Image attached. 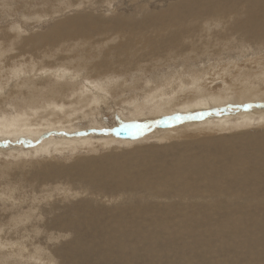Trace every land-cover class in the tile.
<instances>
[{
	"label": "rangeland",
	"instance_id": "1",
	"mask_svg": "<svg viewBox=\"0 0 264 264\" xmlns=\"http://www.w3.org/2000/svg\"><path fill=\"white\" fill-rule=\"evenodd\" d=\"M3 1H5L6 3H4ZM27 1L26 0H0V2H1L0 5L2 6L0 8V29H1L0 30V37H1L0 39H2L0 41V46H1L0 47V56H1L0 57V67L3 65L0 68V72L2 73V75L0 73V83H1V86L4 85L3 87H0V89H2V92H4L2 94H4L5 98H7V99H5V101L10 102V103H6L8 106L5 104V101L0 102V103H4V104H0V110L3 111V112L0 111V114L4 113V115H9V116L14 115V112H15V114H16V112H17V114H20V113L24 112V110L26 111V110L31 109V108L29 109L26 107L27 106V105H25L26 101L24 103H22V101H23L22 99L25 98L24 96H27V95L32 96L33 95V94H30L31 92L30 93L26 92L27 89L30 88L28 85L31 84V86H33L34 88L38 87L39 89L42 88L43 83H44L43 88L48 89L49 87L53 86L55 79H54V77H52L50 75V73H47L49 71L48 68L53 69V67L55 68L58 65L60 67L65 66L67 64V62L65 61V58L66 59L70 58V60L72 59L71 61H73V62H75L77 59H80V60H82L81 62H83L84 59L82 58V54L87 53L88 50L90 52L88 54H86L87 57L84 55L87 59V60H85V62L89 60L90 65H93V64L95 65L94 62L97 60L96 61V63H97L98 62L97 58H99L97 56L101 55L102 53L104 56V50L114 52L111 48L113 47V49L115 50L114 47L117 46V44L120 41L117 39L110 41L111 46L110 45L107 46V49H105L106 47H104V49L98 50V49H94L93 46H90L88 48H85V47L81 48L77 52L75 51L76 50L75 43L77 41L73 42V44L75 45V46L74 45L72 46L73 48H70V46L72 45V42L63 41V42H61V44L62 43H65V44L71 43L70 46L67 45V47H66L68 50L64 51L62 47L57 46V47H59V49L53 48L51 51V49L49 47L51 45H49L45 41L39 45L40 47H35V48L30 46V44H31L30 42H29L30 44H28V43L26 44L25 41L27 40V38L29 36L46 34L50 30V28L55 24V22L68 20L70 18H87L86 20L81 19L80 20L81 23L78 20H76V23H75V25L77 27H81L84 29H87V28L93 29V27L95 26L94 24L96 23L97 19L105 18L106 20H103V22H102V20H100L103 23V25L100 27V29L105 30L106 28H104V27L107 24H104V22H110L115 18L121 17V18H125L126 20H134V18H138L139 20H141V18L148 19V18H150V16L160 14V13H165L172 6H177L178 8H180L181 10L179 9L177 12L179 13V11H181V13L179 15H184L186 13L185 10H187L186 7L188 8V5H190V4L193 5V3H192L193 1L197 2V0H111V3L108 0H90V1L89 0H85V1L84 0H31V1L27 0ZM70 1H71V3H70ZM78 1H79V3H77ZM250 2H251L250 0H231L232 4H229L228 9L220 6L219 8L218 7H214V8L220 9L221 12L219 10H217V12L213 11L212 13H204L203 15L205 16V21L207 22V18H208V20L210 22H212L214 25L218 24V27L214 28V29L211 28V30H208L206 32V34L198 40V42L193 41L195 39L191 38L192 33H189V32L185 33V34H187V36L189 38H191L190 41L192 43V45L188 48V50L192 49V50L197 51L196 47L208 44L212 40L214 41L215 38L218 37V36L215 37V34L221 33L224 30H226V31L228 30V33L230 34V37H229L230 42H232V41H233V43H234V41H235V43H241L242 42L241 45L245 46V47L240 48V49H243L242 51L238 50L236 48H233L235 50L231 49L230 50L231 52L227 51L229 54H227V52H225V51L223 52V50H222V53H221L222 56L216 55L214 58L208 56V54L202 55V59H203L202 61L204 63L200 64V62H195V64H193V65L198 66L196 69L197 71L202 70L199 72V74H195V75H197V77H199L198 79H200V77L202 78L201 73H202V75L205 73L203 75V77L206 76V74H207L206 77H207V80L209 81V84L211 86L210 88H212V86L214 85L212 88L214 90L210 91V93H208V95H207V97H209V99H211L210 97H212V96H213V98L211 100H213L214 98L216 99V96L221 95L218 93H222V97L228 96L229 100H227L228 98L226 99V97H225V99L223 98V101H222L223 104H222V102H221V104L219 102L217 105V101L221 100L220 98L216 99V101L210 102V101H207V99L204 97L206 99V101L203 102L205 106H201V104L199 105L201 108H198L199 106L196 108H194L192 106H186L185 110H183V109H180L178 107L180 102L178 101L179 102L178 103L177 101H174L175 103L177 102V105L173 104L174 102H172V104L169 103V105L161 107L159 114H156V112L151 113V111H153L154 109L148 110V111L144 110L142 116H139L140 118L138 117L139 119L138 118H136V119H130L129 118L128 119L127 117L121 115V113L128 115L129 112L132 111V110H127V108H128L127 105L125 107L123 106L121 108L120 106L124 104L123 102H121L118 105L116 103H113V105L108 104L109 106H107V107L106 106L103 107L100 104L99 107L97 106L98 112H95L96 113V114L94 113L95 115L92 114V117L90 119H86L87 117H81V115L79 113H75L77 115L74 114L75 117H71L72 120H69L70 122L72 121V123H71L72 125L68 124L67 127L65 126L67 124L64 123V121L66 122V120H67L66 115H65L66 117L61 115V117L58 116L59 118L58 117H51L49 119L45 118L46 120L42 121L43 124L42 123L39 124L40 127L42 128V125H46V124H48L50 127L45 129L44 130L45 132L43 131L44 133L41 132L43 134H41L42 136L38 140H28L27 141L24 137L17 138L15 140L11 139L12 142H10V143L11 144L14 143L15 144V146H14V144L11 145L9 143V141H4V140L1 141V139H0V165L2 168V172L0 173V188H2L4 186L3 189L5 190L4 191V190L0 189V191H1L0 192V209H2L4 211L5 210L4 208H6V213L5 212L3 213V211L0 210V226H4V228L0 227V264H3V263L4 264H21V263H24V264H43V261H46L45 263H47V262L49 263L51 261L49 264H52L54 258H56V261H57L56 262L54 260L55 264L56 263L57 264H74L71 261L74 260V258H73L74 254H76L78 251L80 253L82 251L83 253H86V254H88V251H89L88 257L91 260L90 261V264H91V262L94 260V257L96 256V254L103 253L105 250H108V253L105 254V252H104V254H102V255H97L103 261L102 263L107 262V261L115 262L119 259L120 255L128 256V258H130V256H131L130 259L133 260L135 258H133L132 256H134V254L136 252V254H138L140 257L135 254L136 256H138V258H136L138 260L135 259V264H153L154 260H155L154 264H166V262H168V261H169L168 264H175L176 262L178 264L179 263L180 264L181 263H183V264H203L201 261V258H199V256H198V253L196 251H194V250H196V249H194V247H196L197 245H205L207 243L211 247H213L214 250H216V252L211 253L212 255H211L210 259L208 260L207 264H218V263H220V264H222V263L223 264H232V263L243 264L244 263L243 260L248 259L250 257L249 253L245 254L246 255L245 256L244 251L243 252H237V253L236 252H232V253L229 252L231 250L229 247H231L232 249L235 248L234 247L235 240L231 239L228 242V240L223 239L220 241L218 239H221L222 237L221 238H214V236H211L210 234L212 232L216 231L213 228V226H215V225L210 223L209 220H211V218L208 219L207 217H205V214L208 213L210 210H211L210 213H212L214 210H216V208H217V210H219L221 208V210H223L225 212L234 213V211H235V214L241 213L244 215L246 212H249V213L250 212L251 213L256 212L258 214L264 215V213H263L264 208L262 209V207H264V204H259L260 202L256 203L255 201H251L252 198H250L251 193L253 191L258 192V193L264 192V185H263L264 183L258 182L260 180L264 181V169L262 168V166L259 168L257 166V168H256L249 161H246L244 164H240L237 161L235 164L237 166V169L235 167L234 168L235 170L233 172L230 171L229 174L227 173L228 170H226V168H225V167H227L226 165H225V167H223L225 170L222 169V166H219V167L214 166V169H215L214 172L219 173L218 174L219 177H217L216 174L214 173L213 175L207 176V178L210 179L209 181L206 180V181L202 182L201 179L194 178L193 176H187L186 179L185 178L184 179L183 178L182 179L177 178V180L173 179V177L175 176V174H173V170L176 169V167H178V166H184L186 163H190L191 158L186 157L185 161H174L173 162L171 160V159L177 160L180 156L181 150L184 151V150H187L189 148V146L185 147L184 145L179 144L178 140H180V139H178V140L174 139L175 138L174 134L178 131H182L183 129H188V130L192 129L193 130L196 128H201V122L202 121H206V119L208 120V118H210V117H212V118L214 117L216 119L219 117V119H220V117H223L226 112L229 113V112L234 111L235 113H237V112L240 113V111H246L247 110L246 112H248L253 119L258 118V117L262 118L264 116L263 115V113H264V100H258L257 97L253 98L252 97L253 95L249 96V93L244 90L240 94V98L242 100L237 101L236 99L239 96L231 94L230 92L225 90L223 87V84L226 81H228L227 83L229 85H231L235 81H239V82H243L244 85L248 82L247 86L251 85L253 87H256L259 85L258 82L261 79L260 76L264 72V70H261V69H258V70L254 69L253 70V69L249 68L248 63H247V62H249V60H251L253 62V58H255V57L257 58V57H259V55H261L260 56L261 61L264 60L263 59L264 49H262L263 45L262 46L260 45L258 47L259 49H257V47L255 46V44H259L257 39H256L257 36L251 37V39H252L251 42L254 43V45L251 42H249L248 40L245 41V39L247 38L244 35L245 30L240 29L243 27H239L242 24V22L250 20L249 19L250 17L248 15L249 14L252 15V14L249 11H251V9L254 6L256 8L258 7L257 9L253 8L254 10L260 9L258 4H254L253 2H251V3ZM11 3L13 4L12 6H11ZM249 4H251L252 7ZM196 5L197 4H194V6H196ZM253 9L251 12L254 11ZM261 9H262V7H261ZM40 13H42V15ZM215 13H217V14H215ZM258 13L259 12H256V11L253 12L254 18L259 16ZM253 16H252V18H253ZM200 19H204V18L196 17V15H193L192 18H189L187 20V23H189L188 29H184L186 27V25H184V23H182L183 25L178 23V25H179L178 27L175 24H172L171 26H174L176 29L170 28L168 30L167 29L166 30H164V29L160 30V28H162V27H157V26H153V25L151 28L156 27L158 29V31H160V34L161 33H163L165 35H168L170 33H172L173 35L176 34V37L174 39L176 42H178L183 29L191 31V29H190L191 25L193 27L199 28L198 23H200ZM176 20L178 21V19H176ZM179 21H181V20L179 19ZM9 25L10 26L12 25L14 27L10 28ZM75 25H73V26H75ZM203 25L205 28L207 27L206 24H203ZM214 25H213V27H214ZM148 27L149 26H146V31H149V38H151V36H154L158 33V32H152L151 29L150 30L148 29ZM178 28H183V29L179 30ZM19 30H21V31H19ZM20 32H21V34H19ZM191 32H193V34L198 33V31H195V30H192ZM91 33H92L94 38H97L95 36L96 35L95 30L92 31ZM3 35L4 36L6 35L5 37L7 38V40H6V38H4L5 40L2 38ZM199 36H201L200 32H199ZM110 37H114V36H110ZM185 39H183V40H185ZM73 40H76V39H73ZM183 40H182V42H183ZM20 41L22 43H20ZM218 41L219 40H217V41L215 40L214 42H218ZM13 42H15L14 44H16V45H14ZM58 42H60V41H58ZM179 42L182 43L181 41H179ZM246 42H249L247 44L254 46V49L252 48V46H250V47L247 46ZM11 44H13V46ZM3 45H5V46H3ZM5 47H6V49H4ZM36 48H38V50ZM47 48H49V49L47 50ZM61 48H62V50H61ZM232 50H233V52H232ZM8 51L10 53H8ZM96 51H98V52H96ZM55 52H57L58 54ZM260 52H261V54H259ZM18 53H19V55H18ZM29 54H31V55H29ZM96 54H97V56H96ZM230 54H231V56H229ZM74 55H75V58H73ZM21 56H22V58H21ZM223 56H225V57H223ZM9 58L13 59L12 60L13 63H11V61H9V63L6 61V59L8 60ZM191 58L194 59L192 56H191ZM21 59L23 61H20ZM61 59H62V61H61ZM93 59H96V60H93ZM35 60H37L36 66H37V68H39V70H37V71H40L41 70L40 68L44 67L45 66L44 64H46V62H47L46 66L44 67L43 73L41 75L36 74V72H37L36 67H35L36 69L35 68L31 69L30 68L31 66L28 67L30 65L29 64L30 61L33 63V64L31 63L32 67H34L33 65L35 64ZM233 60H234V62H233ZM40 61H42V63ZM58 61L61 64L64 63V65H61ZM193 61L194 60H192L190 62H193ZM219 61H222V62L220 63ZM22 62L23 63L28 62L27 64H29V65H27V67H26L27 69L25 68V64L23 65ZM209 62H211V63L209 64ZM218 62L221 65L217 64ZM263 63H264V61H263ZM37 64H40V67H38ZM211 64H212V66H211ZM224 64H225V66H224ZM6 65L7 66L9 65V66L6 67ZM18 65H20V66H18ZM186 65H189L188 70L189 71L192 70L193 71L192 73H194L193 65H190L184 59L183 60L180 59L178 62L173 64V66L175 67L174 71H177V70L183 71V69L187 70V68L185 67ZM216 65H218V67H220V66L225 67L227 70V71L226 70L225 71L228 72V74H229V72L234 73L236 68L240 69L239 71H241V72L233 74L234 78L231 80L228 77V75L226 77L222 78L221 77L222 74H221V72H219V70L216 69V67H217ZM4 66H5V70H4ZM205 66L208 68V69L206 68L207 71L205 70ZM10 67H11V69L9 70ZM21 67H23L25 71L22 70L23 68L21 69ZM202 67H204V68H202ZM213 67H215V68H213ZM81 68L84 69V67H81ZM244 68L245 69L249 68V69L245 71V70H243ZM161 69H163V68H161ZM7 70H9L7 72L8 76L6 73ZM33 70H35V71H33ZM165 70L166 69H163V71H165ZM32 71L34 72V74L32 73ZM243 71H245V72H243ZM9 73H11V74H9ZM20 73H21V75H20ZM231 73H230V75H231ZM242 73H244L245 76ZM30 74L32 77H30ZM144 74H147V73H144ZM12 75L14 76V78ZM33 76H35V77H33ZM218 77L219 78L221 77V78L219 80L215 81L216 79H218ZM9 78H12L13 80H19V79L20 80L14 82L13 80L10 81ZM23 78H26V79H23ZM84 78H86V81L88 82V81H94L97 79L99 80V78L102 79V76H100L99 78L98 77L95 78V76H93L91 74L88 77H84ZM146 78L149 79L148 77H146ZM30 79H32L33 81H28ZM2 80L4 83L2 82ZM192 80L193 79H189V81H187V83L184 82L183 85L186 84L185 86L188 87V83L192 82ZM221 80L223 81V83ZM256 80H258V81H256ZM212 81H213V85H212ZM9 82H10V85H9ZM19 82H20L21 87L17 85ZM216 82H218V83H216ZM23 83H25V84L27 83V84L24 85ZM12 85H14V87ZM139 85H140V83L137 85L136 90L139 89V87L142 88V85H140V86ZM5 86L9 87L8 88L9 92L7 91ZM11 86L14 90L17 88L18 89L22 88V91L19 89V91H20L19 92L17 89V92H16V90L13 92L15 94L14 95L13 93H10V91L12 90ZM26 87H27V89H26ZM263 89H264V86L261 90L263 91ZM169 91H170L169 89L166 91L164 90L166 95H168L170 93ZM184 91H186V94L188 93L187 90H184ZM225 91H226V93H225ZM7 92L10 93V95H8ZM23 92L25 93V95H23ZM128 92L129 91H125V95H123V96L127 97L129 99ZM256 92L257 91H253L252 94H255ZM34 93H37V92L35 91ZM63 93H65L64 94L65 96L68 95L67 98H70V99L72 98V96H69V95H71L69 92H63ZM11 94H13V95H11ZM16 94H17V96H16ZM242 94H245V95L242 96ZM255 95H257V93ZM169 96L171 98V95H168V98H169ZM248 96H249V98H248ZM11 97L12 98L17 97V99L15 100V99H12ZM114 97L118 98V95H113V98ZM172 97H174V95ZM202 99L203 98L200 99V103H202ZM205 99H203V100H205ZM50 100L55 102L54 100H57V99L50 98ZM230 100H233L232 101L233 103H231ZM59 101H62V98H59ZM249 101H251V102L255 101V102L251 103ZM18 102H20V103H18ZM12 103H13V107L11 106ZM16 103L19 106H21L24 110L22 108L20 109V107ZM40 103L38 102L37 104H34V107L35 106L38 107V105ZM64 103L68 104L69 101H64ZM181 103H183V101H181ZM243 103H244V105H243ZM21 104L24 106H22ZM239 104L241 106H244L245 110H244V108H242L240 110L236 109V108H239V106H240ZM15 105H16V107H15ZM4 106H6L8 110ZM10 106H11V108H9ZM215 107H216V109H214ZM18 109H20V111ZM162 111H163V113L166 111L164 115L163 114L160 115L162 113ZM212 112H213V114H212ZM1 116H2V114L0 115V118H1ZM93 116H94V118H93ZM56 119H59V121L62 122V123L60 122V124H62V125L65 124L64 125L65 128H64V126H63V128H61V125L59 123L58 124L54 123L53 121ZM74 119H76V120H74ZM39 120H41V118H39ZM47 120L49 122H52V123H48ZM50 124H52V125H50ZM58 125H59V127H58ZM30 126L32 128H34L33 130L38 128V126H32V125H30ZM52 126H54V127H52ZM241 127L240 126L237 128L234 127L233 129H230V130H233L232 131L233 134L236 135L238 138L246 137L245 135H243L244 133H249V132H252L254 130H259V127L256 125V123H254L253 125L251 124L249 126H244V128H243V126H241ZM250 127L253 130L249 129ZM54 128H60V129L55 130ZM239 128H241V130H239V134H238L237 130ZM220 131H225V130H220ZM65 133H66V136H65ZM224 133H226V132H224ZM70 135H72V136H70ZM91 135H92V138L100 137V138H105V139L106 138L122 139V137H125V138L133 137L132 140H134L136 142V144H133L131 147H129V145H126L123 143L120 148H117L118 146L115 145L117 148V150L116 149L115 150L118 152H116L114 150V152H115L114 153L113 151H111L114 148V145L113 146L103 145L104 146L103 147V146H101V143L98 144L96 140H92V139H90V140L93 142L94 145L88 144L87 141H89V137H91ZM159 135H160V137H159ZM170 135H173L172 136L173 139L170 138V139H166V141H164V140L161 142L158 141L162 136L164 137V136H170ZM225 135H227L226 137H231L228 134H225ZM49 138L56 139L57 141L55 143H59L60 140L65 141L66 138H67L66 141L72 140V138L74 140H75V138L76 139H82L83 138L85 143H83V144L77 143L76 144L77 148L75 147V149H72L70 146L64 145V147L62 149L67 151V153L64 152L63 150H59V152L58 151L51 152L52 153L51 156L50 155L44 156L43 154H41L42 157L33 158L32 152L28 153L25 156V159L23 157L21 158V156H20L19 157L20 159L15 160L14 158L11 159L9 156V154L11 153L9 150L10 147H17V146L23 147V143H24V144H27V148L23 147L24 151H27V150L34 151L33 149L38 146V144L41 142L40 141L41 139L43 140V139H49ZM19 141L21 143H19ZM243 141H245V142L247 141V142L243 143ZM249 141H250V139L249 140H241L240 139V140L236 141V145L238 147L241 144H249ZM171 142H173V143H171ZM2 144H3V147H2ZM4 145H6V146H4ZM55 145H56V147H58V144H55ZM125 145H126V147H125ZM156 145H158V146H156ZM212 145H214V144H212ZM79 146H80V148H79ZM92 146L96 147L97 151H95L96 149L95 148L93 149ZM160 147L162 149H160ZM101 148H103V151ZM156 148H159L160 151H158L159 149H156ZM192 148H195V147L190 146V149H192ZM249 148H250V146L247 147L246 150L249 151ZM5 149L8 151H6ZM104 149H106V150L104 151ZM2 150H5V151H2ZM73 151L75 152V154ZM6 152H7V154H6ZM156 152L160 155H158ZM163 152H165V153H163ZM54 153H56L58 156ZM70 153H71V155H70ZM3 154H6V155H3ZM196 155L200 160L206 159L204 156H201L200 152H198V151H197ZM53 156L55 158L52 162L51 157H53ZM94 156L96 157V159L95 160L92 159L90 163H93L94 161L97 162V157H100V158H102V162L106 163V166H108V167H110V165H112L114 163V164L119 165V166H121V164H122L123 166H125L126 168L128 167V168L126 170H123V172H125V174L122 177H116L113 174H108L109 171H107V172L99 171V172H97V175L87 176L86 173L84 174V169H83L84 167L83 166H87L88 162L86 160L91 159V157L95 158ZM28 157H32V158H29V161L32 160V161H30V163L28 162ZM46 157H48L47 161H49L51 164L56 163V164H53L54 169H57L59 171L61 170V173L57 178H55L54 176H48V175H44V177H40V178L35 177L34 172L41 166V164L44 162ZM81 157H86V160H84V161L80 160L79 162H77V158H81ZM42 158L43 159L45 158V159L42 160ZM35 159L37 161H39L40 163L36 162ZM49 159H51V160H49ZM222 159H223V157L220 158V160H222ZM125 160L127 162H124ZM11 161H12V163H11ZM18 161H19V163H18ZM24 161L26 162V163H24V166H25L24 167L25 169L23 168L24 170L23 169L19 170L18 167H14V165L15 166L20 165V162H24ZM146 161H147V164H146ZM31 163H32V165H31ZM37 163H39V165ZM124 163H126V164H124ZM134 163H137V164H134ZM221 163H226V162H221ZM145 164H146V166H143ZM150 164L154 165L153 171L151 173L149 172V169H148L149 167H151ZM27 165L30 168V170H29V168H27ZM127 165H129V166H127ZM130 165H135V166H130ZM4 166H6V167L4 168ZM12 166L14 168H18L17 169L18 171L16 169H14ZM241 166L247 167L248 168L247 172L242 170ZM62 167H64V168H62ZM129 167H131V168H129ZM229 167L233 168V166L231 164H229V166L227 168H229ZM183 169H185V168L183 167ZM27 170H29V172ZM185 170H187V169H185ZM4 171L9 172V175H7L6 172H4ZM143 172H145V174H148L147 175L148 180L145 182L146 185L141 184L140 186L132 188V186L130 185L129 182H133L135 180H138L139 182L141 181L142 183H144V173ZM155 173H156V177H153V176H155ZM231 173H233L234 175ZM4 174H6L7 176H5ZM61 174H62V176H61ZM222 174L224 175L225 178L222 176ZM23 175H25L26 177H24ZM241 175L244 178H242ZM15 176H17V177H15ZM235 176H237L236 179H234ZM6 177H8V178H6ZM20 177L22 179V183H21ZM4 178L7 180H5ZM14 178H17V179H14ZM153 178L154 179L156 178V180L154 181ZM124 179H126V180H124ZM195 179H196V181H195ZM112 180H114V181L112 182ZM121 180H124L126 182V184L121 185L120 184ZM150 180L152 181V184L156 185V192H155L154 187L150 185V183H151ZM182 180H184V181H182ZM193 180L195 183H197V181H198V184H196L197 186L195 185L193 187V185L195 184L193 182ZM229 180H232V181H229ZM240 180H241V182H244V183L238 184V183H240ZM245 180H246V184H245ZM253 180H255V181H253ZM172 181H178L180 184L184 185V188L183 187H177L176 186L177 184L173 183ZM5 182H7L8 184H6ZM17 182H18V184H17ZM156 182L162 183L163 186L157 185ZM211 182H213V184ZM199 183H200V185H199ZM60 184H61V186H60ZM103 184H105V185L103 186ZM101 185L103 186V188L101 187ZM257 185H259V186L257 187ZM222 186H223V188H222ZM104 187H106V188H104ZM168 187H170V188H168ZM248 187L250 189H248ZM160 188L162 189V191H160ZM238 188L240 189V191ZM97 189H99L100 193L101 192L102 193L100 194ZM148 189H149V191H148ZM189 189H191V191ZM206 189H210V190H206ZM212 189H214V190H212ZM226 189H228V190L224 191ZM251 189H253V190H251ZM145 190H147L149 192V194ZM243 190H244V192H243ZM228 191H229V193H228ZM230 191H232V192L230 193ZM248 191H251V193ZM201 192H203L202 197L199 196V194L200 195L202 194ZM223 192H225V193H223ZM137 193L139 194V196ZM222 193H223V195H222ZM65 194H67V195H65ZM150 195H152V196H150ZM135 196L137 197V201H136V199H134ZM196 196H198V197H196ZM236 196L239 198H237ZM199 197H200V199H199ZM248 198H250V201H248ZM196 199H197V201H196ZM201 199L204 201H202ZM30 200L33 201L32 202L33 204L31 203ZM139 200L141 202H144V203L143 204L138 203ZM34 201H35V203H34ZM238 201L241 204H239ZM9 202H12V203L9 204ZM228 202H230V204ZM131 203H133V204H131ZM11 204L13 206H11ZM18 204H20V205H18ZM30 204H32V205H30ZM38 204H39V207H38ZM138 204H141V206H139ZM9 205L12 208L16 205H18L19 207L18 206L14 207V209L15 208H17V209H16V211L14 210L15 213H13L12 212L13 210L11 211L12 208ZM134 205H136V206H134ZM234 205H235V207H234ZM2 206H3V208H2ZM29 206H30V208H29ZM34 206L35 207L37 206V207L35 208ZM229 206H230V209H229ZM188 207H190V208H188ZM9 208H11V209H9ZM27 208H29L31 211ZM32 208H33V210H32ZM203 208H204V210H203ZM21 209L26 213H23V211ZM91 209H92V211H91ZM184 209H185V211H184ZM250 209H252V210H250ZM82 210H84V211H82ZM172 210H173V216H172V212H170ZM186 210H188V211H186ZM20 211H21V213H20ZM90 211H91V213H90ZM27 212H29V213H27ZM39 212L41 215L40 217H39V215H37V214H39ZM184 212L185 213L189 212V213L186 215ZM143 214L145 216H143ZM147 214L152 215V216L147 217ZM181 214L183 216L182 218H181ZM241 214H240V216H241ZM31 215H33L34 217ZM27 216H28V218H26ZM31 217H32V219H30ZM37 217H38V219H37ZM119 217H120V219H119ZM24 218L26 220H24ZM178 218H181V219H178ZM241 218L243 219V221L250 222L255 217L251 218V217L247 216V218L246 217H241ZM245 218L247 220H245ZM256 218H258V217H256ZM11 219H13V220H11ZM126 219L140 221L139 225L132 227L130 234H131V232L135 231L136 235L139 237V233L142 232L141 237H143V238L140 237V241L142 240V242H141L142 245L139 242L137 243V241H139V240H136L135 238L133 240L132 238H130V236H129L130 234L128 235V233H127L128 229H126V228H121V230H119V233H120V231L121 232L124 231L123 233L125 234V232H126L127 233L126 235L123 234L122 236L120 235V236H116V238H114L113 235L109 234L111 236V238L108 236L110 239L106 236L108 233H107L105 228H109L108 226H113L114 224L117 223V221L119 222V221H123V220H124V223H123V225H124ZM233 219H235V217ZM18 220H20L21 222L24 221L23 224L20 223V221H18ZM115 220H117V221H115ZM14 221H17V222H14ZM73 221H79L80 224L79 225H73ZM85 222L87 224H85ZM88 222H89V226H88ZM218 222L220 224L222 223L221 218L218 220ZM240 222H242V221L239 218H237L236 220H233L231 224L235 226V224L239 225ZM259 222H261V221H259ZM8 224H9V226H8ZM37 224H38V227H37ZM62 225H65V226H62ZM5 227L7 229L6 231H5ZM85 227H86V229H85ZM34 228H36V230H37L36 233H35ZM3 229L5 232L3 231ZM189 231H192L193 233L189 234V236H188L187 233ZM48 232H49V235L52 236V238H50V236L48 235ZM50 232L52 235L50 234ZM60 232L62 235L59 234ZM111 232H112V230L110 231V233ZM145 232H148L149 235ZM156 232H157V234H156ZM25 233H27V234H25ZM175 233H176V235H174ZM31 234H33V235H31ZM113 234H117V232L113 233ZM202 235H204V236H202ZM145 236H148V237H145ZM150 236H152V237H150ZM56 237H58V238H56ZM102 237H103V239H108L107 240L108 241V243H107L108 248H106L105 250H101V248H99L97 250L93 249L94 247H102V243H101ZM241 239H242V237L236 239L237 240L236 245H237V242L241 241ZM112 240L114 242L110 243L109 241H112ZM160 241H161V243H160ZM33 242H34V244H33ZM56 243H58V244H56ZM224 243H225V245H224ZM28 244H30V245H28ZM190 244H196V246H190ZM229 244H231V246ZM86 245H88V246H86ZM134 245L136 246V248H134L135 247ZM116 246L119 248L117 249ZM157 246H158V248H157ZM159 246H160V248H159ZM130 247L132 248V250H130L131 249ZM147 247H149L148 249L153 248L155 250V252L150 251V252H154V254H156L155 258L153 260H150V258L148 256L146 257V254L149 252L146 249ZM162 248H165V250ZM179 248H182V249H179ZM45 249L48 251H46ZM227 249H230V250H227ZM222 250L227 251V252H222ZM38 251H39V253H40V251L43 253L39 254ZM44 251H46V253ZM120 251L125 252V253H122ZM142 251H146V252H144L142 254L141 253ZM189 251H192V252H189ZM110 252H113V253H110ZM177 252H179V253H177ZM50 253L53 254V258L51 257L52 255ZM229 253H231V254H229ZM45 254H50V255L46 256ZM117 254H119V256ZM218 254L220 255V257L218 256ZM242 254H243V257H242ZM44 255L46 257H44ZM169 255H171V256H169ZM177 255H179V257ZM165 257H168V258L165 259ZM239 257H240V259H238ZM170 259H171V261H170ZM110 264H113V263H110Z\"/></svg>",
	"mask_w": 264,
	"mask_h": 264
},
{
	"label": "bare ground",
	"instance_id": "2",
	"mask_svg": "<svg viewBox=\"0 0 264 264\" xmlns=\"http://www.w3.org/2000/svg\"><path fill=\"white\" fill-rule=\"evenodd\" d=\"M27 1V0H26ZM31 1V0H30ZM85 1V0H84ZM90 1V0H89ZM110 3H111V0H108ZM251 2H253L254 4H258L260 9L262 7V9H258V10H254L256 7L254 6L252 9L256 12H259L258 13V17L254 18L253 16V12L252 9L251 11H249L252 15H248L250 18V20L248 21H245V22H242V24L239 26V27H243V28H240V29H244L245 30V33L244 35L247 37L245 39L248 40L249 42L252 41L251 37H256L257 36V41L259 44H255V46L257 47V49H259L258 47L261 45H263V48L264 49V0H250ZM2 2V1H1ZM0 2V3H1ZM4 3H6L5 1H3ZM14 2V1H13ZM28 2V1H27ZM50 2V1H49ZM63 2V1H62ZM68 2V1H67ZM233 2V1H232ZM250 2V3H251ZM45 3V2H44ZM71 3V1H70ZM69 3V4H70ZM79 3V1L77 2ZM193 5H188V8L186 7L187 10H185V14L184 15H179L181 13V11H179V13L177 12L180 8H178L177 6H172L170 9H168L165 13H160V14H156V15H153V16H150V18L148 19H145V18H141V20H139L138 18H134V20H126L125 18H121V17H118V18H115L113 19L112 21L110 22H104V24H107L105 25L104 28H106L105 30L103 29H100V27L103 25V20H106L105 18H102V19H97L96 20V23L94 24L95 26L93 27V29H84V28H81V27H77L75 25L76 23V20H78L80 23H81V19H84L86 20L87 18H70L68 20H64V21H58V22H55V24L50 28V30L46 33V34H39V35H36V36H29L27 38V40L25 41V43L27 44H30V46H32L33 48L35 47H40L39 45L42 43V42H46L48 43L52 51L53 48H58L57 46H60L63 48L64 51L68 50L66 47L67 45L70 46L71 43L69 44H65V43H62L63 41H70L72 42V45L70 46V48H73L72 46L74 45L73 42L74 41H77L75 43V48H76V52L81 49V48H88L90 46H93L94 49H104V47H106L105 49H107V46L110 45V41H113L114 39H117V40H120L119 43L117 44V46H115V50L113 49V47L111 48L114 52L112 51H106L104 50V56H103V53L99 56H96L99 57L97 58L98 59V62L96 63V59H93V60H96L94 63L95 65H90L89 63V60L85 62L86 59V54H88L90 51L88 50L87 53L85 54H82V58L84 59L83 62H81L82 60L80 59H77L75 62L71 61L70 58L69 59H66L65 58V61L67 62V64L63 67H60L59 65L56 66L55 68L53 67V69H49L48 68V72L47 73H50V75L52 77H54L55 81L53 83V86L49 87L48 89L47 88H43V85H42V88L39 89L38 87H33L30 85H28L30 88L27 89L26 92H31L30 94H33L32 96L31 95H27V96H24L25 98H23L22 100V103H24L26 101V104L27 105L26 107L27 108H31L30 110H24L21 106H19L17 103V105L20 107V109L22 108L24 110V112L20 113V109H18L19 113L20 114H15L14 112V115H4V113H1L2 116L0 118V139L1 141L4 140V141H9L12 142L11 139L15 140L17 138H21V137H24L27 141L28 140H38L39 138H41V134H43L45 131V129H47L48 127H50L48 124L46 125H42V128L40 127V123H42V121H45L46 119L45 118H51V117H61L62 116H67V120L66 122L64 121V123H66L67 125H65L66 127L68 126V124H71L72 121L70 122L69 120H72L71 117H75V113H79L81 115V117H87L86 119H90L92 117V114L95 115L96 113L95 112H98L97 110V106L99 107V105L101 104L103 107H107L109 105H113V103H116L117 105L120 104L121 102H123L120 107L122 108L123 106L125 107L126 105L128 106L127 110H132L129 112V114H123L121 113L122 116H125L127 117L128 119H136L138 118L139 116H142L144 110L148 111V110H153L151 111V113L153 112H156V114H159L160 113V110H161V107L163 106H167L170 104H172V102L174 101H179V108L180 109H183L185 110L186 106H192L194 108L198 107L200 104L201 106H205L203 102L206 101H216V99L220 98L221 100L217 101V105L218 103L223 101V98L226 99L228 98V96H224L222 97V93H218V94H221V95H218L216 96V99L214 98L213 100H211L213 98L210 97L211 99H209V97H207L208 93H210V91H213L214 89L213 88V81H212V88H210V84H209V81L207 80V74L206 76L203 77L202 73H201V76L202 78L200 77V79H198L199 77H197V75L195 74H199L200 71L202 70H199L197 71V65H193L195 64V62H200V64L204 63L202 60V55H205V54H208V56L210 57H215L216 55H221L222 53V50L223 52H231L230 50L233 49V48H236L238 50H243V49H240L241 47H245L241 43H233L230 42V34L228 33V30H224L223 32L221 33H218V34H215V40H219L218 42H214L212 39V41H210L208 44H205V45H202V46H199V47H196L197 51L196 50H188V48L192 45L191 43V38L192 39H195L193 41H196L198 42V40L204 36L206 34V32L208 30H211L214 29V28H217L218 27V24L214 25L212 22H210L207 18V22L205 21V16L203 15L204 13H212L213 11H216L219 10L221 12L220 9H217V8H214V7H224L226 9H228L229 7V4H232L231 3V0H197V2H192ZM3 4V3H2ZM49 4V3H48ZM184 4V3H183ZM194 4H197L196 6H194ZM253 4V5H254ZM13 4L11 3V6ZM25 5V4H24ZM65 5V4H64ZM67 5V4H66ZM101 5V4H100ZM251 7L252 5L249 4ZM61 6V5H60ZM2 6L0 5V8ZM67 7V6H66ZM178 9H177V8ZM30 8V7H29ZM61 8V7H60ZM63 8V7H62ZM258 8V7H257ZM256 8V9H257ZM54 9V8H53ZM52 10V9H51ZM181 10V9H180ZM177 12V13H176ZM184 12V11H183ZM42 15V13H40ZM46 14V13H45ZM144 14V13H143ZM217 14V13H215ZM193 15H196V17H200V18H204V19H200V23H198L199 25V28H196V27H193L191 25V31L192 30H195V31H198V33H194L191 32L190 30H184V29H188L189 27V23H187V20L189 18H192ZM256 15V14H255ZM253 16V18H252ZM76 17V16H75ZM131 17V16H130ZM132 18V17H131ZM178 19V21L176 20ZM179 19L181 21H179ZM102 20V22L100 21ZM211 20V19H210ZM220 21V20H219ZM218 21V22H219ZM197 22V21H196ZM178 23L182 24L184 23V25H186V27L183 29V28H178L179 30H182L181 32V36L179 38V41L182 42L183 39H186L183 40L182 43H180L179 41L176 42L175 41V37H176V34H168V35H165L163 33L160 34V31H158V29L156 27H152L153 26H157V27H162L160 28L161 29H164V30H168V29H176L174 26H171L172 24H175L177 27L179 26ZM109 24V25H108ZM203 24H206L207 27L205 28ZM14 25V24H13ZM75 25V26H73ZM183 25V24H182ZM214 25V27H213ZM10 26V25H9ZM15 26V25H14ZM14 26H10V28L14 27ZM146 26H149L148 29L152 32H158L156 35L154 36H151V38H149V31H146ZM249 26V27H248ZM16 27V26H15ZM21 27V26H20ZM66 27V28H65ZM36 28V27H35ZM16 29V28H15ZM1 30V29H0ZM4 30V29H3ZM17 30V29H16ZM22 30V29H21ZM19 30V31H21ZM24 30V29H23ZM96 31V37L97 38H94L93 35H92V31ZM230 31V30H229ZM175 32V31H174ZM186 32H189V33H192L191 35V38H189L187 36V34H185ZM199 32L201 33V36H199ZM14 33V32H13ZM165 33V32H164ZM18 34V33H17ZM21 34V32L19 33ZM220 34V35H219ZM2 35V34H1ZM6 36V35H5ZM4 35H3V39L6 38ZM110 36H114V37H110ZM244 36V37H245ZM13 37V36H12ZM18 37V36H17ZM1 38V37H0ZM10 38V37H9ZM73 39H76V40H73ZM229 39V40H228ZM2 39H0L1 41ZM5 40V39H4ZM7 40V38H6ZM13 41V40H12ZM19 41V40H18ZM60 41V42H58ZM116 41V40H115ZM5 42V41H4ZM30 42V43H29ZM249 42H246L249 43ZM3 43V42H2ZM10 43V42H9ZM15 42H13L14 44ZM19 43V42H18ZM20 43H22L20 41ZM252 43V42H251ZM13 44H11L13 46ZM24 44V43H23ZM254 45V43H252ZM16 45V44H14ZM25 45V44H24ZM23 45V46H24ZM47 45V44H46ZM5 46V45H3ZM111 46V45H110ZM247 46H252L250 44H247ZM1 47V46H0ZM9 47V46H8ZM26 47V46H25ZM248 47V48H249ZM10 48V47H9ZM13 48V47H12ZM15 48V47H14ZM61 48V50H62ZM252 48L254 49V46H252ZM3 49V48H2ZM6 49V47L4 48ZM38 50V48H36ZM49 48H47L48 50ZM57 49V50H58ZM252 49V50H253ZM18 50V49H17ZM31 50V49H30ZM35 50V49H34ZM33 50V51H34ZM36 50V51H37ZM41 50V49H40ZM235 50V49H233ZM232 50V52H233ZM237 50V51H238ZM250 50V49H249ZM72 51V50H71ZM70 51V52H71ZM259 51V50H258ZM98 52V51H96ZM117 52V53H116ZM239 52V51H238ZM8 53H10L8 51ZM49 53V52H48ZM57 53V52H55ZM111 53V54H110ZM22 54V53H21ZM20 54V55H21ZM35 54V53H34ZM33 54V55H34ZM58 54V53H57ZM66 54V53H65ZM68 54V53H67ZM77 54V53H76ZM80 54V53H79ZM78 54V55H79ZM224 54V53H223ZM227 54H229L227 52ZM258 54V53H257ZM261 54V52L259 53ZM19 55V53H18ZM31 55V54H29ZM50 55V54H49ZM48 55V56H49ZM53 55V54H52ZM55 55V54H54ZM62 55V54H61ZM86 57H85V56ZM225 55V54H224ZM236 55V54H235ZM245 55V54H244ZM251 55V54H250ZM249 55V56H250ZM66 56V55H65ZM191 56L194 58L192 59ZM222 56V55H221ZM231 56V54L229 55ZM237 56V55H236ZM248 56V57H249ZM252 56V55H251ZM250 56V57H251ZM261 55H259V57H255L253 58V62L251 60H249L248 63V66L249 68L251 69H261V70H264V63L262 60L261 61ZM1 57V56H0ZM3 57V56H2ZM35 57V56H34ZM81 57V56H80ZM225 57V56H223ZM249 57V58H250ZM263 57V56H262ZM7 58V57H6ZM12 58V57H11ZM9 58L8 60L6 59V61L9 63V61L12 62L13 59ZM16 58V57H15ZM20 58V57H19ZM22 58V56H21ZM63 58V57H62ZM75 58V55L74 57ZM79 58V57H78ZM227 58V57H226ZM229 58V57H228ZM231 58V57H230ZM251 58V59H252ZM27 59V58H26ZM33 59V58H32ZM56 59V58H55ZM180 59H184L186 60L190 65H193V69H194V73H192L193 71L192 70H188V66L189 65H186L185 67L187 68V70L183 69V71H174L175 70V67L173 66V64H175L176 62H178ZM223 59V58H222ZM264 59V57H263ZM18 60V59H17ZM29 60V59H28ZM49 60V59H48ZM54 60V59H53ZM52 60V61H53ZM194 60L193 62H190ZM215 60V59H214ZM231 60V59H230ZM20 61H23L22 59ZM33 61V60H32ZM62 61V59H61ZM6 62V63H7ZM36 62L37 60H35V64L33 65L34 67H32V62L30 61V65L27 64V63H23V65L25 64V68L27 67V65H29L28 67H30L31 69L33 68H37L36 66ZM42 63V61H40ZM59 62V61H58ZM220 63L222 61H219ZM217 63V64H220V63ZM234 62V60H233ZM240 62V61H239ZM4 63V62H3ZM32 63V64H31ZM39 63V62H38ZM40 63V64H41ZM60 63V62H59ZM211 62H209L210 64ZM40 64H37L38 67H40ZM44 64V63H43ZM47 64V62H46ZM46 64H44L46 66ZM49 64V63H48ZM56 64V63H55ZM61 64V63H60ZM250 64V65H249ZM53 65V64H52ZM61 65H64L61 64ZM221 65V64H220ZM3 66V65H2ZM1 66V67H2ZM9 66V65H8ZM6 65V67H8ZM20 66V65H18ZM44 66V67H45ZM51 66V65H50ZM55 66V65H54ZM209 66V65H208ZM212 66V64H211ZM214 66V65H213ZM216 69L219 70V72H221V77L224 78L228 75V77L231 79H233V74L235 73H240L241 71H239L240 69H237L235 70L234 73H231L229 72H226V68L225 67H218V65H216ZM225 66V64H224ZM243 66V65H242ZM247 66V67H248ZM0 67V68H1ZM17 67V66H16ZM24 67V66H23ZM21 67V69L23 68ZM44 67H41L40 71H37L39 70V68H35L36 69V74L38 75H41L43 73V70H44ZM81 67H84V69H82ZM231 67V66H230ZM166 69L165 71H163V69ZM204 68V67H202ZM206 66H205V70H206ZM215 68V67H213ZM232 68V67H231ZM249 68L247 69H243V70H248ZM11 69V67L9 68V70ZM16 69V68H15ZM27 69V68H26ZM46 69V68H45ZM208 69V68H207ZM4 70H5V66H4ZM7 70L6 73L9 71ZM24 70V68L22 69ZM47 70V69H46ZM212 70V69H211ZM215 70V69H214ZM226 70V71H225ZM17 71V70H16ZM25 71V70H24ZM35 71V70H33ZM32 71V73L34 74V72ZM82 71V72H81ZM204 71V70H203ZM207 71V70H206ZM243 71V72H245ZM19 72V71H18ZM21 72V71H20ZM27 72V71H26ZM213 72V71H212ZM259 72V71H258ZM1 73V72H0ZM5 73V72H4ZM31 73V74H32ZM46 73V74H47ZM144 73H147V74H144ZM231 73V75H230ZM253 73V72H252ZM11 74V73H9ZM18 74V73H17ZM30 74V77H32ZM93 75L96 77H100L102 76V79L99 78V80H94V81H86V78L84 77H88L89 75ZM225 74V75H224ZM244 74V73H242ZM2 75V73H1ZM21 75V73H20ZM218 75V74H217ZM5 76V75H4ZM7 76H8V73H7ZM13 76V75H12ZM19 76V75H18ZM24 76V75H23ZM199 76V75H198ZM220 76V75H219ZM245 76V74H244ZM29 77V78H30ZM35 77V76H33ZM38 77V76H37ZM40 77V76H39ZM91 77V76H90ZM146 77H148L149 79H147ZM206 77V78H205ZM212 77V76H211ZM220 77V78H221ZM257 77V76H256ZM14 78V76H13ZM19 78V77H18ZM41 78V77H40ZM39 78V79H40ZM94 78V77H93ZM218 77V79H216L215 81L219 80L220 79ZM261 78V79H260ZM260 80L258 82V86L256 87H253L251 85H248V82L244 85L243 82H239V81H235L234 83H232L231 85H229L226 81L224 82L223 84V87L225 90H227L228 92H230L231 94H234L236 96H239L236 100L237 101H241L242 99L240 98V94L242 93V91H246L249 93V96L253 95L252 97H257L258 100H264V89L263 91L261 90L264 86V72L263 74L260 76ZM23 79H26V78H23ZM91 79V78H90ZM189 79H193L192 82L188 83V87H186L185 85H183L184 82L187 83V81H189ZM212 79V78H211ZM9 80H13L12 78H9ZM20 80V79H19ZM19 80H13L14 82L16 81H19ZM53 80V79H52ZM254 80V79H253ZM28 81H33L32 79L28 80ZM222 81V80H221ZM258 81V80H256ZM3 82V80H2ZM8 82V81H7ZM211 82V81H210ZM255 82V81H254ZM4 83V82H3ZM2 83V84H3ZM13 83V82H12ZM30 83V82H29ZM140 83V85H142V88L139 87V89L136 90L137 88V85ZM159 83V84H158ZM218 83V82H216ZM223 83V81H222ZM6 84V83H5ZM17 84V83H16ZM15 84V85H16ZM24 85H26L25 83H23ZM220 84V83H219ZM250 84V83H249ZM7 85V84H6ZM9 85H10V82H9ZM18 86H20V82L17 84ZM139 85V86H140ZM190 85V86H189ZM4 86V85H3ZM1 86V83H0V87H3ZM14 87V85H12ZM11 86V91L10 93H13L15 90L17 92V89H13ZM7 91H8V88L7 86H5ZM4 87V88H5ZM16 87V86H15ZM21 87V86H20ZM229 88V89H228ZM248 88V89H247ZM20 89V88H19ZM18 89V91H19ZM134 89V90H133ZM170 90L169 94L168 95H171V98L169 96L168 98V95L165 94L164 90ZM257 89V90H256ZM259 89V90H258ZM22 91V88L20 89ZM56 90V91H55ZM184 90H187L188 93L186 94V91ZM37 92V93H34V92ZM125 91H129L128 92V97H124L123 95H125ZM253 91H257V95L255 94H252ZM9 92V91H8ZM7 92V93H8ZM15 92V93H16ZM20 92V91H19ZM63 92H69L71 95L69 96H72V98H67V96H65ZM4 92H2V89H0V102L2 101H5V95L2 94ZM10 93H8V95H10ZM22 93V92H21ZM168 93V92H167ZM226 93V91H225ZM14 94V93H13ZM11 94V95H13ZM19 94V93H18ZM246 94V93H245ZM245 94H242L245 95ZM4 95V96H3ZM15 95V94H14ZM20 95V94H19ZM23 95H25V93L23 92ZM41 95V96H40ZM113 95H118V98H113ZM174 95V97H172ZM17 96V94H16ZM30 96V97H29ZM247 96V95H246ZM248 96V98H249ZM22 97V96H21ZM48 97V98H47ZM120 97V98H119ZM206 99H205V98ZM12 98V97H11ZM50 98L52 99H57V100H54L55 102L51 101ZM59 98H62V101H59ZM203 98L205 100L202 99V103H200V99ZM12 99H17V97L15 98H12ZM11 99V100H12ZM127 99V100H126ZM229 100V98L227 99ZM64 101H69L68 104H65ZM181 101H183V103H181ZM225 101V100H224ZM231 103H233L232 101L233 100H230ZM244 101V100H243ZM248 101V100H247ZM252 101V100H251ZM249 101V102H251ZM40 103L37 106L34 107V104H37V103ZM177 102L173 103V104H176L177 105ZM255 102V101H253ZM251 102V103H253ZM6 103H10V102H7L5 101V104ZM20 103V102H18ZM67 103V102H66ZM0 104H4V103H0ZM109 104V105H108ZM216 104V103H215ZM223 104V102H222ZM259 104V103H258ZM263 104V103H262ZM7 105V104H6ZM22 105V104H21ZM226 105V104H225ZM240 105V104H239ZM244 105V103H243ZM3 106V105H2ZM8 106V105H7ZM11 106L13 107V103L11 104ZM11 106L9 108H11ZM24 106V105H22ZM115 106V105H114ZM216 106V105H215ZM229 106V105H228ZM237 106V105H236ZM6 107V106H4ZM16 107V105H15ZM18 107V108H19ZM101 107V106H100ZM119 107V106H118ZM211 107V106H210ZM219 107V106H218ZM225 107V106H224ZM111 108V107H110ZM120 108V109H121ZM198 108H201L200 106ZM209 108V107H208ZM223 108V107H222ZM244 108V106H239V108H236L238 110ZM247 108V107H246ZM7 109V107H6ZM112 109V108H111ZM171 109V108H170ZM216 109V107L214 108ZM221 109V108H220ZM235 109V110H236ZM8 110V109H7ZM13 110V109H12ZM11 110V111H12ZM164 110V109H163ZM166 110V109H165ZM245 110V108H244ZM2 111V110H0ZM14 111V110H13ZM217 111V110H216ZM215 111V112H216ZM247 111V110H246ZM246 111H240V113H235L234 111L232 112H226L225 115L223 117H219L216 119V118H208V120L206 119V121H202L201 122V128H196V129H191V130H188V129H183L182 131H178L174 134V139H180L178 140L179 144H182L184 145L185 147L186 146H189V148L187 150H184L182 151L181 149V152H180V156L177 160H173L171 159L173 162L174 161H185L186 160V157H190L191 159V162L190 163H186L184 166H178L176 167V169L173 170V174H175V176L173 177V179H176L177 178H187V176H193L194 178H198V179H201V181H206V180H210L207 178L208 175H213L214 173L216 174L217 177H219V173L217 172H214V166L215 167H219V166H222V169L225 170L223 167H225V165L228 167L229 164H231L233 166V168L229 167H225L226 170H228V174L231 172H233L236 167L237 169V166L235 165L236 162L238 161L240 164H244L246 161H249L253 166H255L257 168L261 167L264 169V116L261 118V117H258V118H252L250 116V114ZM252 111V110H251ZM3 112V111H2ZM100 112V111H99ZM166 112V111H165ZM165 112L160 114V115H164ZM218 112V111H217ZM216 112V113H217ZM95 113V114H94ZM147 113V112H146ZM0 114V115H1ZM75 114V115H74ZM213 114V112H212ZM155 115V114H154ZM264 115V113H263ZM65 116V117H66ZM146 116V115H145ZM221 116V115H220ZM44 117V118H43ZM58 117V118H59ZM124 117V118H125ZM39 118H41V120H39ZM94 118V116H93ZM92 118V119H93ZM140 118V117H139ZM138 118V119H139ZM61 119V118H60ZM126 119V118H125ZM211 119V120H210ZM51 120V119H50ZM76 120V119H74ZM73 120V121H74ZM48 121V120H47ZM63 121V120H62ZM94 121V120H93ZM54 123L56 124H60L61 121H59V119H56L53 121ZM75 122V121H74ZM29 123V124H28ZM48 123H52V122H49ZM62 123V122H61ZM254 123H256V125L259 127V130H254L252 132H249V133H244L243 135H245L246 137L244 138H238L236 135L233 134V130H230V129H233L234 127L237 128V127H241L243 126H249V125H253ZM43 124V123H42ZM30 125L32 126H38L37 129L33 130L34 128H32ZM52 125V124H50ZM54 125V124H53ZM61 125V128H63L64 125L60 124ZM72 125V124H71ZM64 126V128H65ZM54 127V126H52ZM59 127V125H58ZM41 128V129H40ZM77 128V127H76ZM242 128V127H241ZM241 128H239L237 131H238V134H239V130H241ZM246 128V127H245ZM55 130L57 129H60V128H54ZM67 129V128H66ZM72 129V128H71ZM251 129V127L249 128ZM220 130H225V131H220ZM253 130V129H251ZM44 131V132H43ZM60 131V130H59ZM65 131V130H64ZM43 132V133H41ZM226 132V133H224ZM57 134V133H56ZM225 134H228L229 136L231 137H226L227 135ZM52 135V134H51ZM46 136V135H45ZM65 136H66V133H65ZM72 136V135H70ZM69 136V137H70ZM75 136V135H74ZM173 135H170V136H162L158 141L161 142V141H166V139H173L172 138ZM239 136V135H238ZM47 137V136H46ZM89 137V136H88ZM127 137V136H126ZM160 137V135H159ZM120 138V137H119ZM58 139V138H57ZM96 140L97 143H101V146L105 145H111L113 146L114 145V148L111 150L114 152V150L117 148H120L121 145L124 143L126 145H129V147H131L133 144H136V142L133 139V137H129V138H125V137H122V139H116V138H100V137H96V138H92V135L91 137H89V141H87L88 144L92 145L93 142L90 140ZM98 139V140H97ZM249 140V144H241L240 146L237 147L236 145V141L237 140ZM11 140V141H10ZM20 140V139H19ZM67 140V138H66ZM64 141V140H60L59 143H55L57 140L56 139H41L40 143L38 144V146L36 148H34L33 150L34 151H30V150H27V151H24L23 150V147H26L27 148V144H24L23 143V147L22 146H17V147H10V158H14L15 160H18L20 159L19 157L21 156V158L23 157L25 159V156L32 152V157L33 158H37V157H42L41 154H43L44 156H48L50 155L51 156V152H54V151H58L59 150H63L62 148L64 147V145H67V146H70L72 149H75L76 147V144L77 143H85L84 139H76L75 140L72 138V140H69V141ZM22 141V140H21ZM26 141V142H27ZM134 141V142H133ZM35 142V141H34ZM95 142V141H94ZM247 142V141H246ZM245 141H243V143H246ZM3 143V142H2ZM7 143V142H6ZM16 143V142H15ZM19 143H21L19 141ZM28 143V142H27ZM173 143V142H171ZM11 144V143H10ZM14 144V143H13ZM11 144V145H13ZM18 144V143H17ZM16 144V145H17ZM55 144H58V147H56ZM214 144V145H212ZM79 145V144H78ZM94 145V144H93ZM118 146L116 148V146ZM125 145V147H126ZM175 145V144H174ZM6 146V145H4ZM15 146V144H14ZM158 146V145H156ZM155 146V147H156ZM164 146V145H163ZM190 146L191 147H195V148H192L190 149ZM249 151L246 150L247 147H249ZM2 147H3V144H2ZM61 147V148H60ZM100 147V146H99ZM104 147V146H103ZM145 147V146H144ZM149 147V146H148ZM77 148V147H76ZM80 148V146H79ZM78 148V149H79ZM91 148V147H90ZM92 148L96 149L95 151H97V148L92 146ZM106 148V147H105ZM109 148V147H108ZM3 149V148H2ZM31 149V148H30ZM66 149V148H65ZM71 149V150H72ZM102 151H103V148H101ZM156 149H159V148H156ZM155 149V150H156ZM160 149H162L160 147ZM160 149L158 151H160ZM6 150V149H5ZM5 150H2V151H5ZM67 150V149H66ZM106 149H104L105 151ZM115 150V151H116ZM120 150V149H119ZM169 150V149H168ZM179 150V151H180ZM221 150V151H220ZM224 150V151H223ZM8 151V150H6ZM64 152L67 153V151L63 150ZM75 151V150H74ZM73 151V152H74ZM164 151V150H163ZM172 151V150H171ZM197 151L200 152L201 156H204L206 159L205 160H200L198 157H197ZM57 152V153H58ZM63 152V153H64ZM72 152V151H71ZM76 152V151H75ZM74 152V154H75ZM118 152V151H116ZM162 152V151H161ZM95 153V152H94ZM115 153V152H114ZM153 153V152H152ZM157 153V152H156ZM165 153V152H163ZM7 154V152H6ZM6 154H3V155H6ZM56 154V153H54ZM53 154V155H54ZM158 154V153H157ZM199 154V153H198ZM57 155V154H56ZM71 155V153H70ZM73 155V154H72ZM160 155V154H158ZM171 155V154H170ZM43 156V157H44ZM58 156V155H57ZM60 156V155H59ZM5 157V156H4ZM3 157V158H4ZM32 157H28V162L30 163V160L29 161V158H32ZM64 157V156H63ZM70 157V156H69ZM95 157V156H94ZM222 160H220V158H222ZM52 158V162L54 160V156L51 157ZM7 159V158H6ZM45 159V158H44ZM42 158V160H44ZM48 157H46V159L44 160V162L41 164V166L34 172L35 173V177H44V175H48V176H54L55 178H57L60 173H61V170H57V169H54L53 168V164H56V163H50L49 161H47ZM92 159H96L95 158H92L89 159V160H86V157H81V158H77V162H79L80 160H86L88 162V165L87 166H83L84 168V174L86 173L87 176H92V175H97V172L99 171H103V172H108V174H113L114 176L116 177H122L125 172H123V170H126L127 168L125 166H123L121 164V166L119 165H116V164H112L110 165V167L106 166V163H103L102 162V158L100 157H97V162L94 161L93 163H90ZM146 159V158H145ZM36 160V159H35ZM51 160V159H49ZM71 160V159H70ZM99 160V161H98ZM170 160V161H171ZM14 161V160H13ZM34 161V160H33ZM141 161V160H140ZM36 162H39L36 160ZM35 162V163H36ZM55 162V161H54ZM67 162V161H66ZM124 162H127L126 160ZM221 162H226V163H221ZM12 163V161H11ZM19 163V161H18ZM24 163H26L25 161L24 162H20V165H14V167H18L19 170L23 169L25 166H24ZM40 163V162H39ZM39 163H37L39 165ZM116 163V162H115ZM123 163V162H122ZM8 164V163H7ZM14 164V163H13ZM126 164V163H124ZM134 164H137V163H134ZM146 164H147V161H146ZM143 165V166H146ZM10 165V164H9ZM8 165V166H9ZM32 165V163H31ZM151 167H149V172L151 173L153 171V168H154V165L153 164H150ZM149 165V166H150ZM48 166V167H47ZM129 166V165H127ZM130 166H135V165H130ZM3 167V166H2ZM6 166H4L5 168ZM10 167V166H9ZM13 167V166H12ZM13 167V168H14ZM55 167V166H54ZM138 167V166H137ZM183 167L185 169H183ZM242 167V166H241ZM18 168H14V169H18ZM27 168L28 165H27ZM32 168V167H31ZM35 168V167H34ZM64 168V167H62ZM131 168V167H129ZM133 168V167H132ZM135 168V167H134ZM145 168V167H144ZM240 168V167H239ZM11 169V168H10ZM9 169V170H10ZM13 169V170H14ZM25 169V168H24ZM23 169V170H24ZM72 169V168H71ZM218 169V168H217ZM247 167H242V170L246 171L247 172ZM5 170V169H4ZM30 170V168H29ZM29 170H27L29 172ZM80 170V169H79ZM254 170V169H253ZM18 171V170H17ZM26 171V172H27ZM155 171V170H154ZM2 172V168H1V165H0V173ZM6 172L7 175H9V172L7 171H4ZM12 173V172H11ZM144 173V183H142L141 181L139 182L138 180H135L133 182H129L130 185L132 186V188L134 187H137V186H140L141 184H145V182L148 180L147 178V175L148 174H145ZM6 174H4L5 176H7ZM29 174V173H28ZM179 174V175H178ZM233 174V173H231ZM245 174V173H244ZM3 175V174H2ZM221 175V174H220ZM234 175V174H233ZM243 175V174H242ZM241 175V176H242ZM4 176V177H5ZM18 176V175H17ZM15 176V177H17ZM21 176V175H20ZM24 177H26L25 175H23ZM62 176V174H61ZM222 176L224 177V175L222 174ZM221 176V177H222ZM226 176V175H225ZM240 176V177H241ZM65 177V176H64ZM153 177H156V173H155V176ZM237 176H235L234 179H236ZM8 178V177H6ZM192 178V177H191ZM225 178V177H224ZM223 178V179H224ZM242 178H244L242 176ZM5 179V178H4ZM14 179H17V178H14ZM19 179V178H18ZM26 179V178H25ZM93 179V178H92ZM112 179V178H111ZM110 179V180H111ZM154 179V178H153ZM215 179V178H214ZM218 179V178H217ZM216 179V180H217ZM258 179V178H257ZM7 180V179H5ZM20 180H21V183H22V179L20 177ZM50 180V179H49ZM126 180V179H124ZM124 180H121L120 181V184L121 185H124L126 184V182ZM156 180V178L154 179V181ZM170 180V179H169ZM17 181V180H16ZM114 180H112L113 182ZM124 181V182H123ZM151 181V180H150ZM184 181V180H182ZM186 181V180H185ZM196 181V179H195ZM229 181H232V180H229ZM243 181V180H242ZM248 181V180H247ZM255 181V180H253ZM8 182V181H7ZM7 182H5L6 184H8ZM93 182V181H92ZM109 182V181H108ZM173 183L177 184L176 186L177 187H183L184 188V185L180 184L178 181H172ZM187 182V181H186ZM194 182V180H193ZM216 182V181H215ZM228 182V181H227ZM237 182V181H236ZM258 182H262L264 183V181H258ZM20 183V182H19ZM20 183V184H21ZM157 183V182H156ZM192 183V182H191ZM195 183V182H194ZM213 184V182H211ZM233 183V182H232ZM241 183H244V182H241L240 180V183L238 184H241ZM256 183V182H255ZM5 184V185H6ZM18 184V182H17ZM25 184V183H24ZM189 184V183H188ZM198 184V181L197 183H195L193 185V187ZM208 184V183H207ZM206 184V185H207ZM220 184V183H219ZM230 184V183H229ZM237 184V183H236ZM245 184H246V180H245ZM244 184V185H245ZM257 184V183H256ZM105 184H103L104 186ZM146 185V184H145ZM151 186L154 187L155 189V192H156V185L155 184H152V181L150 183ZM157 185L159 186H163L162 183H157ZM200 185V183H199ZM227 185V184H226ZM225 185V186H226ZM264 185V184H263ZM19 186V185H18ZM17 186V187H18ZM61 186V184H60ZM103 186L101 185V187L103 188ZM197 186V185H196ZM210 186V185H209ZM214 186V185H213ZM231 186V185H230ZM259 185H257L258 187ZM4 187V186H3ZM2 188V190H4ZM12 187V186H11ZM10 187V188H11ZM15 187V186H14ZM69 187V186H68ZM98 187V186H97ZM146 187V186H145ZM150 187V186H149ZM202 187V186H201ZM208 187V186H207ZM7 188V187H6ZM20 188V187H19ZM106 188V187H104ZM144 188V187H143ZM170 188V187H168ZM209 188V187H208ZM223 188V186H222ZM62 189V188H61ZM77 189V188H76ZM146 189V188H145ZM193 189V188H192ZM195 189V188H194ZM205 189V188H204ZM229 189V188H228ZM228 189L224 190V191H227ZM239 189V188H238ZM248 189H250L248 187ZM67 190V189H66ZM99 191V189H97ZM179 190V189H178ZM191 191V189H189ZM206 190H210V189H206ZM214 190V189H212ZM253 190V189H251ZM5 191V190H4ZM7 191V190H6ZM144 191V190H143ZM147 191V190H145ZM149 191V189H148ZM147 191V192H148ZM160 191H162V189L160 188ZM240 191V189H239ZM1 192V191H0ZM8 192V191H7ZM17 192V191H16ZM52 192V191H51ZM63 192V191H62ZM76 192V191H75ZM176 192V191H175ZM210 192V191H209ZM232 191H230L231 193ZM244 192V190H243ZM251 193V191H248ZM10 193V192H9ZM43 193V192H42ZM100 193V191H99ZM102 193V192H101ZM100 193V194H101ZM202 194L199 196L202 197L203 195V192H201ZM225 193V192H223ZM222 193V195H223ZM229 193V191H228ZM138 194V193H137ZM136 194V195H137ZM149 194V192H148ZM234 194V193H233ZM11 195V194H10ZM61 195V194H60ZM67 195V194H65ZM80 195V194H79ZM98 195V194H97ZM154 195V194H153ZM210 195V194H209ZM230 195V194H229ZM228 195V196H229ZM236 195V194H235ZM139 196V194H138ZM152 196V195H150ZM172 196V195H171ZM191 196V195H190ZM220 196V195H219ZM218 196V197H219ZM240 196V195H239ZM248 196V195H247ZM17 197V196H16ZM37 197V196H36ZM35 197V198H36ZM68 197V196H67ZM103 197V196H102ZM131 197V196H130ZM154 197V196H153ZM198 197V196H196ZM199 197V199H200ZM215 197V196H214ZM237 197V196H236ZM242 197V196H241ZM3 198V197H2ZM148 198V197H147ZM207 198V197H206ZM224 198V197H223ZM239 198V197H237ZM250 198H252L251 201H255L256 203L260 202L259 204H264V192L262 193H258V192H255L253 191L251 193V196ZM250 198H248V201H250ZM6 199V198H5ZM4 199V200H5ZM136 201H137V197L135 196ZM146 199V198H145ZM153 199V198H152ZM225 199V198H224ZM234 199V198H233ZM38 200V199H37ZM177 200V199H176ZM202 200V199H201ZM232 200V199H231ZM31 201V200H30ZM36 201V200H35ZM34 201V203H35ZM154 201V200H153ZM197 201V199H196ZM204 201V200H202ZM206 201V200H205ZM229 201V200H228ZM234 201V200H233ZM232 201V202H233ZM241 201V200H240ZM33 201H31L32 203ZM40 202V201H39ZM134 202V201H133ZM182 202V201H181ZM207 202V201H206ZM239 202V201H238ZM12 203V202H9V204ZM138 203H144V202H141L140 200L138 201ZM156 203V202H155ZM169 203V202H168ZM230 204V202H228ZM251 203V202H250ZM254 203V202H253ZM2 204V203H1ZM4 204V203H3ZM8 204V203H7ZM33 204V203H32ZM30 204V205H32ZM133 204V203H131ZM137 204V203H136ZM163 204V203H162ZM165 204V203H164ZM201 204V203H200ZM239 204H241L239 202ZM258 204V205H259ZM15 205V204H14ZM20 205V204H18ZM16 205V206H18ZM139 206H141V204H138ZM170 205V204H169ZM196 205V204H195ZM253 205V204H252ZM4 206V205H3ZM2 206V208H3ZM10 206V205H9ZM8 206V207H9ZM11 206H13L11 204ZM10 206V207H11ZM14 206V207H16ZM136 206V205H134ZM199 206V205H198ZM6 207V206H5ZM7 207V208H8ZM14 207L11 209V211L13 213L14 210L16 211L17 208L14 209ZM19 207V206H18ZM35 207V206H34ZM33 207V208H34ZM37 207V206H36ZM35 207V208H36ZM38 207H39V204H38ZM138 207V206H137ZM184 207V206H183ZM197 207V206H196ZM200 207V206H199ZM213 207V206H212ZM235 207V205H234ZM253 207V206H252ZM30 208V206H29ZM27 208V209H29ZM32 208V210H33ZM190 208V207H188ZM245 208V207H244ZM264 207H262L263 209ZM5 210L3 211V213L5 212L6 213V208H4ZM163 209V208H162ZM202 209V208H201ZM206 209V208H205ZM223 209V208H222ZM229 209H230V206H229ZM236 209V208H235ZM256 209V208H255ZM261 209V208H260ZM22 210V209H21ZM30 210V209H29ZM85 210V209H84ZM82 210V211H84ZM90 210V209H89ZM164 210V209H163ZM171 210V209H170ZM182 210V209H181ZM191 210V209H190ZM204 210V208H203ZM252 210V209H250ZM1 211V212H2ZM23 211V210H22ZM31 211V210H30ZM39 211V210H38ZM92 211V209H91ZM90 211V213H91ZM185 211V209H184ZM188 211V210H186ZM194 211V210H193ZM34 212V211H33ZM37 212V211H36ZM172 212V216H173V210L170 211ZM211 210L205 214V217H207L208 219L211 218L210 223H212L213 225V228L217 231H214L212 232L210 235L211 236H214V238H221V239H218V240H223V239H226L228 240H235V244H234V247L235 248H231L229 247L230 249H227V250H230L229 252H243L244 251V255L249 253V258L248 259H245L243 260L244 263L243 264H264V215L262 214H258L256 212H244L248 217H255L252 221L250 222H246V221H243V219L241 217H246L247 216L244 214H241V213H236L235 214V211L234 213L232 212H225L223 210H221V208L219 210H214L212 213H210ZM261 212V211H260ZM21 213V211H20ZM23 213H26L23 211ZM29 213V212H27ZM31 213V212H30ZM123 213V212H122ZM144 213V212H143ZM168 213V212H167ZM183 213V212H182ZM185 213V212H184ZM189 213V212H188ZM188 213H185L186 215ZM194 213V212H193ZM264 213V211H263ZM191 214V213H190ZM241 214V216H240ZM9 215V214H8ZM14 215V214H13ZM39 217L41 216L40 215V212L39 214ZM36 215V216H37ZM91 215V214H90ZM170 215V214H169ZM33 216V215H31ZM122 216V215H121ZM120 216V217H121ZM143 216H145L143 214ZM148 216H152V215H148L147 214V217ZM261 216V217H260ZM34 217V216H33ZM119 217V219H120ZM141 217V216H140ZM170 217V216H169ZM182 214H181V218H182ZM191 217V216H190ZM235 217V219L233 218ZM258 217V218H256ZM9 218V217H8ZM28 218V216L26 217ZM118 218V217H117ZM142 218V217H141ZM145 218V217H144ZM151 218V217H150ZM155 218V217H154ZM173 218V217H172ZM171 218V219H172ZM177 218V217H176ZM181 218H178V219H181ZM189 218V217H188ZM187 218V219H188ZM221 218V224L218 222V220ZM237 218H239L242 222L238 224H235L232 225V221L233 220H236ZM245 218V220H247ZM10 219V218H9ZM16 219V218H15ZM18 219V218H17ZM32 219V217L30 218ZM35 219V218H34ZM38 219V217H37ZM177 219V220H178ZM185 219V218H184ZM13 220V219H11ZM22 220V219H21ZM24 220H26L24 218ZM97 220V219H96ZM154 220V219H153ZM170 220V219H169ZM20 221V220H18ZM37 221V220H36ZM117 221V220H115ZM160 221V220H159ZM172 221V220H171ZM261 221V222H259ZM11 222V221H10ZM14 222H17V221H14ZM24 222V221H23ZM23 222L20 221V223L23 224ZM29 222V221H28ZM139 222L140 221H137V220H130V219H126L125 220V224L123 225L124 223V220L123 221H117L116 224H114L113 226H108L109 228H105L106 231H107V237L109 236L111 238L110 235H113L114 238H116V236H122L124 233L120 231L119 233V230H121V228H126L128 229V235L130 234V231L132 229V227H135L137 225H139ZM142 222V221H141ZM180 222V221H179ZM75 223V224H74ZM104 223V222H103ZM114 223V222H113ZM153 223V222H152ZM161 223V222H160ZM13 224V223H12ZM16 224V223H15ZM80 222L79 221H73V225H79ZM85 224H87L85 222ZM66 225V224H65ZM65 225H62V226H65ZM102 225V224H101ZM158 225V224H157ZM6 226V225H5ZM9 226V224H8ZM13 226V225H12ZM33 226V225H32ZM35 226V225H34ZM88 226H89V222H88ZM143 226V225H142ZM154 226V225H153ZM1 228L4 226H0ZM36 227V226H35ZM37 227H38V224H37ZM145 227V226H144ZM157 227V226H156ZM17 228V227H16ZM94 228V227H93ZM159 228V227H158ZM39 229V228H38ZM86 229V227H85ZM144 229V228H143ZM146 229V228H145ZM6 227H5V231H6ZM35 230V233L37 232L36 228H34ZM112 230L113 233H116L117 234H113L112 232L110 233V231ZM4 231V229H3ZM4 231V232H5ZM28 231V230H27ZM147 231V230H146ZM187 231V230H186ZM3 232V233H4ZM40 232V231H39ZM38 232V233H39ZM29 233V232H28ZM63 233V232H62ZM119 233V234H118ZM125 232L124 235L127 234ZM148 234V232H145ZM193 232L192 231H189L187 233V235L189 236V234H192ZM27 234V233H25ZM34 234V233H33ZM31 234V235H33ZM51 234V232H50ZM60 235L61 232L59 233ZM68 234V233H67ZM110 234V235H109ZM141 233H139V237L136 235L135 231L131 232V234L129 235L130 238H132L134 240V238L136 240H139L137 241V243H141L142 240L140 241V237H141ZM157 234V232H156ZM48 235H49V232H48ZM52 235V234H51ZM65 235V234H64ZM149 235V234H148ZM176 235V233L174 234ZM27 236V235H26ZM50 236V235H49ZM136 236V237H135ZM204 236V235H202ZM18 237V236H17ZM35 237V236H34ZM64 237V236H63ZM108 237V238H109ZM124 237V236H123ZM145 237H148V236H145ZM152 237V236H150ZM241 241L240 242H237V245H236V239L237 238H241ZM50 238H52V236H50ZM58 238V237H56ZM62 238V237H61ZM109 238V239H110ZM125 238V237H124ZM127 238V237H126ZM143 238V237H141ZM30 239V238H29ZM118 239V238H117ZM17 240V239H16ZM27 240V239H26ZM32 240V239H31ZM108 239H103L102 237V240H101V243H102V247H94L93 249L97 250L99 248H101V250H105L107 247V241ZM114 240V239H113ZM109 241L110 243L114 242V241ZM126 240V239H125ZM232 240V241H233ZM54 241V240H53ZM60 241V240H59ZM122 241V240H121ZM148 241V240H147ZM144 242V241H143ZM156 242V241H155ZM55 243V242H54ZM134 243V242H133ZM132 243V244H133ZM161 243V241H160ZM234 243V242H233ZM247 243V244H246ZM25 244V243H24ZM34 244V242H33ZM58 244V243H56ZM119 244V243H118ZM164 244V243H163ZM222 244V243H221ZM30 245V244H28ZM104 245V246H103ZM142 245V243H141ZM225 245V243H224ZM231 246V244H229ZM88 246V245H86ZM85 246V247H86ZM122 246V245H121ZM126 246V245H125ZM135 246V245H134ZM190 246H196V244H190ZM237 246V247H236ZM41 247V246H40ZM117 247V246H116ZM115 247V248H116ZM145 247V246H144ZM156 247V246H155ZM225 247V246H224ZM54 248V247H53ZM92 248V247H91ZM112 248V247H111ZM119 247H117L118 249ZM131 248V247H130ZM129 248V249H130ZM136 248V246L134 247ZM149 247H147V251H149L147 254H146V257L148 256L150 258V260H153L155 258V255L154 252L155 250L153 248L151 249H148ZM158 248V246H157ZM160 248V246H159ZM42 249V248H41ZM89 249V248H88ZM87 249V250H88ZM116 249V250H117ZM128 249V250H129ZM165 250V248H162ZM179 249H182V248H179ZM194 251H196L198 253V256L199 258H201V261L203 264H207L208 260L210 259L211 257V253L213 252H216V250L213 249V247H211L208 243L205 244V245H197L196 247H194ZM224 249V248H223ZM38 250V249H37ZM46 250V249H45ZM132 250V248L130 249ZM138 250V249H137ZM157 250V249H156ZM168 250V249H167ZM48 251V250H46ZM46 251H44L46 253ZM81 251V250H80ZM93 251V250H92ZM150 251H154V252H150ZM30 252V251H29ZM32 252V251H31ZM105 254L108 253V250H105L104 251ZM103 253H99V254H96V256L94 257V260L91 262V264H110V263H113V264H135V259L138 258V254H135L138 255L136 256L134 254V256H132L133 260H131V256L130 258H128V256H123V255H120L117 254L119 256V259L115 262H104L102 263L103 261L99 258V256L97 255H102L104 254ZM119 252V251H118ZM122 252V251H120ZM127 252V251H126ZM144 252L146 251H142L141 253L143 254ZM189 252H192V251H189ZM188 252V253H189ZM222 252H227V251H223ZM34 253V252H33ZM39 253V251H38ZM43 252L40 251L39 254H41ZM110 253H113V252H110ZM122 253H125V252H122ZM167 253V252H166ZM179 253V252H177ZM229 253V254H231ZM27 254V253H26ZM51 254V253H50ZM50 254H45L46 256L47 255H50ZM168 254V253H167ZM166 254V255H167ZM223 254V253H222ZM235 254V253H234ZM44 255V257H46ZM52 258H53V254H51ZM89 255V251H88V254L86 253H83L81 251V253L78 251L76 254H74V260L71 261L72 263L74 264H90V258L88 257ZM127 255V254H126ZM132 255V254H131ZM164 255V254H163ZM162 255V256H163ZM185 255V254H184ZM183 255V256H184ZM2 256V255H1ZM40 256V255H39ZM117 256V257H118ZM161 256V257H162ZM171 256V255H169ZM179 257V255H177ZM218 256L220 257V255L218 254ZM232 256V255H231ZM230 256V257H231ZM238 256V255H237ZM240 256V255H239ZM246 256V255H245ZM244 256V257H245ZM33 257V256H32ZM43 257V256H42ZM140 257V256H139ZM160 257V256H159ZM242 257H243V254H242ZM248 257V256H247ZM8 258V257H7ZM163 258V257H162ZM168 257H165V259H167ZM171 258V257H170ZM225 258V257H224ZM13 259V258H12ZM35 259V258H34ZM48 259V258H47ZM223 259V258H222ZM240 259V257L238 258ZM52 260V259H51ZM54 260L56 261V258H54ZM54 260L52 262V264H55L54 263ZM138 260V259H136ZM220 260V259H219ZM36 261V260H35ZM69 261V260H68ZM89 261V262H88ZM95 261V262H94ZM101 261V262H100ZM171 261V259H170ZM205 261V262H204ZM217 261V260H216ZM230 261V260H229ZM10 262V261H9ZM46 261H43V264H49L48 262L45 263ZM57 262V261H56ZM155 262V260H154ZM153 262V264H154ZM169 262V261H168ZM168 262H166V264H168ZM189 262V261H188ZM212 262V261H211ZM215 262V261H214ZM36 263V262H35ZM68 263V262H67ZM157 263V262H156ZM4 264V263H3ZM21 264H24V263H21ZM57 264V263H56ZM175 264H178L177 262ZM180 264V263H179ZM183 264V263H181ZM220 264V263H218ZM223 264V263H222ZM234 264V263H232Z\"/></svg>",
	"mask_w": 264,
	"mask_h": 264
}]
</instances>
